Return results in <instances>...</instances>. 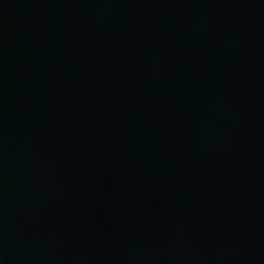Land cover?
I'll list each match as a JSON object with an SVG mask.
<instances>
[{
  "label": "water",
  "instance_id": "1",
  "mask_svg": "<svg viewBox=\"0 0 264 264\" xmlns=\"http://www.w3.org/2000/svg\"><path fill=\"white\" fill-rule=\"evenodd\" d=\"M0 264H264V0H0Z\"/></svg>",
  "mask_w": 264,
  "mask_h": 264
}]
</instances>
